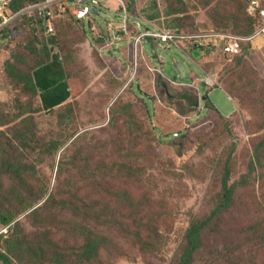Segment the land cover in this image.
I'll return each mask as SVG.
<instances>
[{
    "label": "rangeland",
    "instance_id": "rangeland-1",
    "mask_svg": "<svg viewBox=\"0 0 264 264\" xmlns=\"http://www.w3.org/2000/svg\"><path fill=\"white\" fill-rule=\"evenodd\" d=\"M102 1L109 7L102 11L101 21H119L121 2ZM222 2L228 4L221 6ZM247 3L249 0H128L125 5L132 15L165 28L203 32L215 27V22L242 18ZM230 5H236V10ZM74 27L73 31L66 25L56 26V34L46 36L47 39L36 29L41 44L35 42V32L23 26L19 37L9 42L11 60L0 65V169L22 158L28 170L29 186L25 196L33 199L43 197L41 193L47 187L50 192L54 190L61 201L68 196L82 195L84 191L94 195L93 186L99 190L114 186L112 192L116 195L112 199L111 214L120 219L107 224L112 228L114 242L101 249L102 256L91 260H82V256L75 253L55 256V251L78 250L83 240L68 232L73 221L68 214L43 207L38 216L32 215L30 209L16 218L23 229L19 233H11L0 221V233L6 235L0 236V251L11 252L12 264H63L66 258L67 264H174L180 260L179 249L192 218L205 216L218 202L228 164L230 184L237 185L234 201L223 210L218 225L212 223L204 230L203 250L195 264H264V43L260 50H252L247 56L258 74L248 86V78L240 72L248 64L245 68L242 64L243 68L238 70L230 56L207 55L202 69L188 58L185 52L189 50L184 45L165 50L164 44L145 42L146 59L156 69L155 73H150L143 55L134 52L128 37L113 49L115 52L101 51L87 22ZM255 27L258 33V20ZM227 30L236 32L233 23ZM58 33L60 41L62 39L61 51L66 53L70 68L73 96L65 106L45 111L39 92L10 78L8 64H16V55L26 59L30 65L27 69L37 62L41 56L23 48L31 43L37 53L38 47L44 48L43 42L50 44L53 54L59 53L60 47L54 48L50 42ZM135 54L139 69L128 86L135 74ZM42 58L49 60L44 52ZM161 59H164L163 65ZM179 60L183 61L186 78L190 81L184 86L175 78L173 68V63ZM163 71L172 73L171 81L162 79ZM215 71L220 74L218 81L213 76L212 86L208 84L211 89L206 90V95L202 94L198 90L201 80L199 86L194 85L195 77L201 79L209 72L214 75ZM203 80L206 82V78ZM200 94L209 96V104L214 109L201 99L195 109L192 104L188 105V97ZM201 106L205 107L202 112ZM25 133L30 135L23 137ZM73 134L74 137H69ZM153 136L160 141L153 140ZM26 137L32 141L27 149ZM37 138L43 139L44 144L58 139L62 149L56 156H49L48 148L39 147ZM126 153L130 154L136 170V173L133 171L135 179H124L125 185L118 192L116 184L120 185L122 179L119 180L116 170L111 168L113 162L122 161L120 155ZM87 156L91 173L103 176L104 180L92 177L85 187L84 179L72 166L65 164L63 172L59 171V160L66 163L72 157ZM2 180L5 183L3 194L7 193L12 202L6 203L8 207L3 206L5 199L0 194V208L15 211L20 203L9 191L18 180L11 175H4ZM48 197L49 193L32 208L44 206ZM91 222L94 226L104 224L94 219ZM149 222L159 225V233L167 237L160 252L153 251L146 242L149 232L142 230H147L144 225ZM128 231L130 236L125 235ZM39 240L43 243L39 253L24 255L22 251L28 245L34 248ZM54 240L60 244L59 250ZM0 264H4L1 259Z\"/></svg>",
    "mask_w": 264,
    "mask_h": 264
},
{
    "label": "trees",
    "instance_id": "trees-1",
    "mask_svg": "<svg viewBox=\"0 0 264 264\" xmlns=\"http://www.w3.org/2000/svg\"><path fill=\"white\" fill-rule=\"evenodd\" d=\"M45 0H13L11 5V11L14 14L22 13L30 6H34L37 4L43 3ZM128 4V0H124ZM252 0H249V3ZM264 5V0H261ZM243 8V15L242 18H231L228 20H224L219 22H215V27H213L211 30L215 33L219 34H232L236 36L243 37L245 41L242 42V48L243 52L240 55L235 56V64L238 67V70L242 69V64L245 63L248 64L246 66V69L240 71L245 73V77L248 78V86L250 84H253L252 78L257 74V70L252 67L250 60L246 57L247 54H250L252 52L253 41L252 37L257 33V27H255V24L257 26V20H258V26H260V21L257 17L252 16L248 13V6ZM227 2H222L221 6H226ZM231 9L236 10V5H230ZM227 13V12H226ZM171 14V13H169ZM61 19H57L55 21V25L58 28H62L64 25H66V28L69 30H76L74 26H77L78 24H81L78 21H75L73 19H70V17L67 14H63ZM72 20L68 21V20ZM233 21V22H229ZM233 23V25L236 28V32H230L227 30V27L229 24ZM37 26H40V28H37ZM23 26L30 27L36 35V41L38 43L42 44V41H40L36 29L41 31V34L46 38L49 37L47 35V29H46V22L43 18H41L38 14L34 16H30L28 14H22L20 15L17 20H15L12 24H10L3 32V37L0 39H4L6 42H12L13 40H16L18 38V32L23 28ZM224 26V27H223ZM226 29V30H225ZM58 30V29H57ZM182 30V29H181ZM182 34L186 35H197L201 34L202 31H192L187 32L185 30L180 31ZM60 33V30H59ZM59 33L55 37H52L50 39V42L53 43L52 45L55 47H60V52L58 53H52V48H50V44H44V48H40L38 53L34 47L33 43L23 46L24 49H29L35 54H39L41 57L37 62L29 67V63L26 61L25 58L22 56L16 55L14 56V65L8 64V75L10 78L19 85H24L25 88L29 86L32 91L39 92V96L41 99L42 107L45 111H53L57 107L65 106V104L69 101V99L73 96V90L70 83V75H69V69L66 61V53H63L61 51L62 45L61 41L59 39ZM46 34V35H45ZM47 39V38H46ZM47 54V59L42 58V53ZM47 60V61H46ZM245 61V62H244ZM244 62V63H243ZM250 63V65H249ZM244 65V68H245ZM26 67V68H22ZM68 68V69H67ZM239 72V73H240ZM151 73V72H150ZM241 76L242 74H238ZM200 96V98H199ZM193 97H188L191 107L195 109L200 105V99L201 95ZM207 98H209L207 96ZM202 100V99H201ZM209 105V104H208ZM87 132V131H86ZM85 132V133H86ZM29 133L23 134L24 136H29ZM130 135V134H129ZM75 134L69 135V137H74ZM132 136V135H130ZM85 137V136H84ZM78 139L81 138V135L77 137ZM141 138V137H140ZM153 140L160 141L156 137L153 136ZM25 146L26 149L30 147L32 144V141L29 137L25 138ZM64 142V141H62ZM37 143L39 147L48 148L49 156H56L60 150L62 149V144L59 142L58 139H51L47 143L44 144L43 139L37 138ZM75 148V147H74ZM43 149V151H44ZM130 154L126 153L123 155H120L122 161L120 162H113V168L111 170H116L115 176H117L120 179H122V185L116 184L118 186V192L122 189V187L125 185L124 179H135L136 173L135 168H133L132 163L130 161ZM87 157H72L71 161H67L66 163L64 160H59L58 166L59 171L63 172V167L65 164L67 166H72L74 170H78L76 173L81 178L84 179L85 183L84 186L86 187L89 183L88 181L92 179H102L104 180L103 176H100L98 174H92L89 170V160ZM81 159L83 160V163H81ZM25 161L21 158L19 161L16 162H8L5 164L2 169H0V194L5 199L3 206L8 207L6 204L7 202H12V200L9 198V195L3 194V190H5L4 186L5 183L2 180V177L4 175H11L12 177H15L18 180V183H15L12 189L9 191L10 195H13L14 200L19 201L20 207L17 208L15 211L7 210V209H1L0 208V221L2 224H4V227L8 228V231L11 233L14 232V234L17 232H22V227L20 224V221H16V218L23 214L24 212L29 211L32 215L38 216L39 213L44 208H52V209H58L61 210L63 213H65L67 216H70L73 221L70 224V227L68 228V232L73 237H80L83 240V244L78 248V250L74 251H64L59 250V243L54 240V243L57 246V250L55 251V256H73L75 253V256H82L81 259L85 260H91L95 259L98 256H102L101 249L105 246H108L110 243L114 242V235L112 234V228L109 227L107 224L109 221H117L120 218H117L115 214H111L113 211L114 201L112 199L113 196L116 195L112 191H114V186L108 185L106 190H99L98 187L93 186L91 188V191L94 192V195L91 192L84 191L82 195H74V196H68L65 197L63 200H58V197L54 190L50 192V188L47 187V189H44L41 194H43V197L36 198H28L25 196V189L28 188L29 183L27 179V166L24 164ZM100 169V167H98ZM230 176H231V170L229 168V165H226L225 173L223 176V186H222V194L217 198L218 202L214 205V207L211 209V211L206 214L203 217H194L192 218L189 227L186 230V235L184 242L180 246V260L175 262L174 264H195L196 258L200 251L203 250V232L204 230L210 226L212 223L218 225V220L220 219V216L223 213V210H226L227 208L231 207L234 201V192L237 185L230 184ZM118 180V181H119ZM117 181V182H118ZM245 183L246 180H243ZM98 182V181H97ZM101 184V182H100ZM128 192V191H125ZM49 193V197L46 199L44 206L37 205L34 208H32L36 202L38 203V200L43 199L47 194ZM112 201H111V200ZM50 200V201H49ZM7 210V211H6ZM152 214V213H151ZM28 215V214H27ZM110 215L114 218H111ZM92 219L98 221L99 223H103L105 219L107 220L104 222V224L100 226H94L92 224ZM16 221V222H15ZM147 230L142 231H148L149 234L147 235L146 242L151 246V249L153 251L160 252L165 243L167 242V237L162 233H159V225H153V223L149 222L144 225ZM156 226V227H155ZM8 232V234L10 233ZM7 233V232H6ZM13 234V235H14ZM53 234V233H52ZM3 232L0 233V236H3ZM55 235V234H54ZM125 235L130 236V231L126 232ZM6 236V235H5ZM139 237H143L142 233H138ZM156 237V240L154 242V239ZM15 238V237H11ZM24 245V244H23ZM23 245L21 246V250L23 249ZM43 243L41 240L37 243V245L32 248L30 245H28L25 250L22 252L24 255L27 256H36L37 253H39L40 249L42 248ZM11 247H9L10 249ZM12 249V248H11ZM11 252H8L7 250L0 251V259L4 264H12V260L10 257ZM186 259V260H185ZM102 260V259H101ZM100 260V261H101ZM68 260L67 258L64 260L63 264H67Z\"/></svg>",
    "mask_w": 264,
    "mask_h": 264
},
{
    "label": "built area",
    "instance_id": "built-area-1",
    "mask_svg": "<svg viewBox=\"0 0 264 264\" xmlns=\"http://www.w3.org/2000/svg\"><path fill=\"white\" fill-rule=\"evenodd\" d=\"M119 1L122 4L119 8L120 13H118L119 21L114 19H103L101 21L102 11L109 7L102 0H45L43 3L30 6L24 12L18 14L11 11L13 0H0V37H3L4 30L22 14L30 16L38 14L46 22L47 35L54 36L56 34L55 21L62 14H67L70 19L80 23L87 22L90 31L94 32L93 34H95L97 40L102 42L103 50H110L111 52L119 47V43L125 37H128L133 43L134 52H140L144 59L146 54L145 42L158 46L164 44L165 50L173 46L181 47V45H184L189 51L199 49L205 52L217 48L219 53L226 56H237L242 53V42L245 41L243 37L232 34H219L212 30L197 35L182 34L172 28H165L153 21H147L142 17L132 15L124 0ZM248 13L257 17L260 21L259 32L253 37L264 34V5L262 1L252 0L248 6ZM163 62L164 60L161 61V64ZM137 63L138 57L135 54V74L128 82V86L135 80L138 73ZM146 64L149 67L148 70L155 73L156 69L148 62ZM161 75L163 80L171 81L166 72H161Z\"/></svg>",
    "mask_w": 264,
    "mask_h": 264
},
{
    "label": "crops",
    "instance_id": "crops-1",
    "mask_svg": "<svg viewBox=\"0 0 264 264\" xmlns=\"http://www.w3.org/2000/svg\"><path fill=\"white\" fill-rule=\"evenodd\" d=\"M112 8H114V6H112ZM207 32H211V30H206V31H203V33H207ZM264 37V36H263ZM0 38H2V37H0ZM1 42H0V44L2 45V48H1V50H0V65H3V64H5L6 62H8L9 60H11V50H12V47L9 45V42H6L4 39H1L0 40ZM98 43H99V45H100V50L101 51H104L103 50V44H102V42L101 41H99V40H96ZM252 41H253V47H252V50H254V52L256 51L257 52V50H260V46H261V44L262 43H264V38H262V37H260V38H258L257 36H255V37H253L252 38ZM155 49H156V46H153ZM115 52V51H114ZM113 52V53H114ZM242 52H243V48H242ZM110 54H111V52H109ZM244 53V52H243ZM185 54L188 56V58L189 59H191L192 61H195L201 68H202V66H203V64H202V62L204 61L203 59L204 58H206L207 57V55H210V57H218V54H220L219 53V50L216 48V49H214V50H209V51H205V52H202L201 50H199V49H195V50H193V51H187V52H185ZM252 54V52L250 53V54H247V56H249V55H251ZM220 56H222V57H227L226 55H224V54H222L221 53V55ZM246 56V57H247ZM159 57V56H158ZM147 57L145 56V59H144V61H145V64L147 63V62H149L147 59H146ZM230 58H231V60L233 61V59H235V56H230ZM162 60H164V59H161V61ZM248 60H250V58H248ZM147 61V62H146ZM173 64H175L176 65V68L174 69L175 71H176V77L175 78H177L178 79V81H180V86H184V84H188V82H186L185 80H182L181 81V79H187L186 78V75H187V72H186V67H185V65H184V63H183V61H181V60H179V61H175ZM178 64H181V65H183L181 68H180V66H178ZM147 65V64H146ZM162 65H163V63H162ZM244 65H245V63H244ZM235 67L238 69V67L236 66V64H235ZM203 69V68H202ZM214 70H211V72H213ZM211 72H209V73H207V77L205 76L204 78H206V82L203 80L204 78H197V77H195L196 79L194 80V81H196L197 83H194V85L196 84L197 86H199L200 85V80H201V85H200V87H201V89L200 88H198V90H201V92H202V94H205V92H206V90H208V89H211V88H209L208 87V84H209V86L211 85L212 86V84H211V78L214 76L215 77V79H217V81H218V79H219V76H220V74H218L219 73V71H215L214 72V75H212L211 74ZM221 73V72H220ZM192 75H193V72H192ZM219 75V76H218ZM180 76H182L183 78H180ZM173 78V77H172ZM180 79V80H179ZM192 80V79H191ZM198 82H199V85H198ZM203 83H205L206 84V86H203ZM218 85H219V83H217ZM209 92H210V90H209ZM225 92H227L226 90H225ZM227 94L230 96V98L233 100V98H232V96L229 94V92H227ZM201 95V94H200ZM206 95V94H205ZM204 95V97H202V95H201V99H202V102H206L207 104H209L210 103V99L209 98H207V96H205ZM209 97V96H208ZM201 102V103H202ZM233 102H234V100H233ZM235 103V102H234ZM206 104V105H207ZM237 106H239L240 104H238V102H236L235 103ZM208 106H210V107H212L213 108V105H208ZM205 107H202L201 106V108H200V112H202V110L204 109ZM214 109V108H213ZM216 110V109H215ZM222 115V114H221ZM222 116H224V115H222ZM230 116V115H229ZM229 116H224V117H229Z\"/></svg>",
    "mask_w": 264,
    "mask_h": 264
},
{
    "label": "water",
    "instance_id": "water-1",
    "mask_svg": "<svg viewBox=\"0 0 264 264\" xmlns=\"http://www.w3.org/2000/svg\"><path fill=\"white\" fill-rule=\"evenodd\" d=\"M178 66H180V68H181L183 65L178 64ZM173 68H174V69L176 68V65H175V64H173ZM166 74L168 75L169 78H172V77H173L172 73L169 72V71H167ZM182 80H185L186 82H190L188 79H184V78H183V79H181V81H182ZM203 86H206V84L203 83Z\"/></svg>",
    "mask_w": 264,
    "mask_h": 264
}]
</instances>
